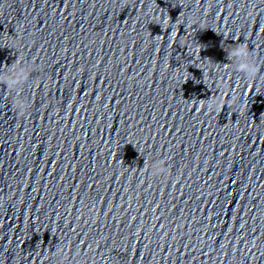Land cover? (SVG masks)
I'll return each mask as SVG.
<instances>
[{
    "label": "water",
    "instance_id": "1",
    "mask_svg": "<svg viewBox=\"0 0 264 264\" xmlns=\"http://www.w3.org/2000/svg\"><path fill=\"white\" fill-rule=\"evenodd\" d=\"M0 264H264V0H0Z\"/></svg>",
    "mask_w": 264,
    "mask_h": 264
},
{
    "label": "clouds",
    "instance_id": "2",
    "mask_svg": "<svg viewBox=\"0 0 264 264\" xmlns=\"http://www.w3.org/2000/svg\"><path fill=\"white\" fill-rule=\"evenodd\" d=\"M228 55L235 63L237 70L242 72L246 78L255 79L257 77L259 68L246 46L238 45L231 49ZM10 83L15 85L19 81L13 79ZM20 107L26 108V105L21 104Z\"/></svg>",
    "mask_w": 264,
    "mask_h": 264
}]
</instances>
